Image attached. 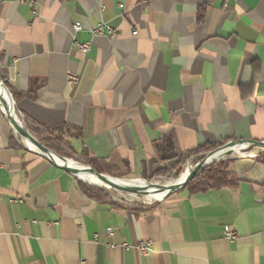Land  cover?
I'll return each mask as SVG.
<instances>
[{
  "label": "crops",
  "instance_id": "crops-1",
  "mask_svg": "<svg viewBox=\"0 0 264 264\" xmlns=\"http://www.w3.org/2000/svg\"><path fill=\"white\" fill-rule=\"evenodd\" d=\"M0 81L51 154L137 183L177 177L210 154L181 166L198 148L264 143V0H0ZM37 151L0 111V264H264L257 158L215 162L234 186L132 206L89 197Z\"/></svg>",
  "mask_w": 264,
  "mask_h": 264
},
{
  "label": "bare ground",
  "instance_id": "bare-ground-1",
  "mask_svg": "<svg viewBox=\"0 0 264 264\" xmlns=\"http://www.w3.org/2000/svg\"><path fill=\"white\" fill-rule=\"evenodd\" d=\"M13 104H14L13 99L11 98L9 92L4 87V85L0 84V111L12 119L18 131L22 133L26 143L31 148L41 151L42 153L50 156L58 164L68 167L72 172H74L78 176L79 179H81L83 182L90 184L92 186L104 187L107 189H114V190L123 191V192H129L130 193L129 196L133 198L142 196L146 202L153 203V202L161 201L165 197V195H167L170 191L178 188L191 172V168H188L187 171L181 177L177 179H172L170 181H166L163 183H154L151 185L146 183L145 181L144 182L147 185H143V184H140L134 181H129V180H121V179H116V178L111 179L108 177H98L93 171L87 169L85 166L79 163H76L75 161L59 158L51 153L45 152L44 150L40 149L38 145L36 144V142L30 136L24 134L21 131L22 127L17 119ZM246 147H247V144H241V145H235V146L228 147L226 149H223L221 151H218L208 156L206 160L203 162V164L209 165L212 162L223 159L224 157L228 155H242ZM137 181H143V180H137Z\"/></svg>",
  "mask_w": 264,
  "mask_h": 264
},
{
  "label": "trees",
  "instance_id": "trees-1",
  "mask_svg": "<svg viewBox=\"0 0 264 264\" xmlns=\"http://www.w3.org/2000/svg\"><path fill=\"white\" fill-rule=\"evenodd\" d=\"M224 145L225 144H218L215 146L198 148L197 150L189 153L186 157L181 159L180 165L181 166L184 165L186 161L191 157H195L205 153H213L221 149ZM69 158L74 159L73 155H69ZM257 160L262 164H264V151L258 154ZM229 164L230 162L228 161H222L210 165L209 167L205 168L198 176H196L194 179L189 181L185 186V188L189 189L192 192H203L212 188H220L222 186L236 185L237 180L235 175H233V173L229 171ZM84 165L91 166V168L94 169L98 174L105 175V170L103 168H100V166L95 165L92 161L91 162L85 161ZM180 174L181 171L177 173V177L180 176ZM109 176L110 177L112 176L114 178H120L112 174H109ZM157 176L169 178V174L166 172L158 173ZM84 192L86 193V195L94 199L109 200L103 189H97L85 185Z\"/></svg>",
  "mask_w": 264,
  "mask_h": 264
},
{
  "label": "rangeland",
  "instance_id": "rangeland-1",
  "mask_svg": "<svg viewBox=\"0 0 264 264\" xmlns=\"http://www.w3.org/2000/svg\"><path fill=\"white\" fill-rule=\"evenodd\" d=\"M14 105V104H13ZM15 109V107H14ZM264 150L260 149L259 147L257 146H250L246 151H243V154L242 155H249L251 157H254V156H258L259 153L263 152ZM202 159L198 160V161H194V163H192L189 168L191 169H195L196 165L201 161ZM212 165V164H211ZM86 167H90L88 165H84ZM91 168V167H90ZM187 166L184 168L183 172L181 173L180 176L178 177H169V178H165V179H155V180H145L146 183L148 184H154V183H163V182H166V181H170L172 179H177L179 177H181L186 171H187ZM106 175V174H105ZM108 176V175H106ZM112 177V176H111ZM114 178V177H112ZM117 179H121V180H135V179H122V178H117ZM145 182H142L140 184H143V185H147ZM91 187H94V186H91ZM94 188H97V189H103L105 191V194L107 196V198L111 201H116L118 203H125L127 205H144V204H148L149 202H146L142 196H138L136 198H133L130 195L129 192H123V191H117V190H114V189H107V188H104V187H94ZM117 191V192H116ZM117 198V199H116ZM141 199V200H140Z\"/></svg>",
  "mask_w": 264,
  "mask_h": 264
},
{
  "label": "built area",
  "instance_id": "built-area-1",
  "mask_svg": "<svg viewBox=\"0 0 264 264\" xmlns=\"http://www.w3.org/2000/svg\"><path fill=\"white\" fill-rule=\"evenodd\" d=\"M24 2V0H23ZM74 31L75 32H80L82 30V25L81 23H75L74 26ZM92 34L93 35H108L110 37H114L117 35V31L107 25L104 24H100L98 26H96L95 28L92 29ZM133 35H137V32H133ZM75 45L77 47V49L79 51H81L82 53H88L90 48H91V44L90 43H80V42H75ZM69 83L70 84H77L79 82V78L74 75V74H70L69 75ZM250 146L248 145V147H246V149H244V151H246ZM254 158H257V156H254ZM227 239L232 241L236 238V233L231 231L230 229H227ZM109 234H112V231L109 230ZM153 247V244L151 242H146V243H141L139 245V251L143 254V255H147L149 253V251H151Z\"/></svg>",
  "mask_w": 264,
  "mask_h": 264
},
{
  "label": "water",
  "instance_id": "water-1",
  "mask_svg": "<svg viewBox=\"0 0 264 264\" xmlns=\"http://www.w3.org/2000/svg\"><path fill=\"white\" fill-rule=\"evenodd\" d=\"M0 84H2L3 85V82L2 81H0ZM5 87V86H4ZM11 119V118H10ZM11 121H12V119H11ZM24 134H26V135H28V136H30L25 130H24V128L22 127V130H21ZM22 134V133H21ZM32 138V137H31ZM33 139V138H32ZM34 140V139H33ZM35 141V140H34ZM36 142V141H35ZM36 144L38 145V147L40 148V149H42V150H44L45 152H48V153H50L46 148H44L43 146H41L38 142H36ZM241 144H247V147H248V145L249 146H257V147H259L260 149H262V150H264V143H258V142H248V143H241V142H239V143H234V142H231V143H228L227 145H225V147L223 148V149H226V148H228V147H231V146H235V145H241ZM223 149H220V150H218V151H221V150H223ZM246 149V148H245ZM218 151H216V152H218ZM216 152H213V153H210L208 156H210V155H212V154H214V153H216ZM207 156V157H208ZM207 157H204L197 165H196V167H195V169L193 170V169H191V172H190V174L188 175V177L183 181V183L178 187V188H176V189H174V190H172V191H170L167 195H165V197L166 196H168V195H170V194H173V193H175V192H177L178 190H180V189H182V188H184L186 185H187V183L189 182V181H191L192 179H194L196 176H198L205 168H207L208 166H210L211 164H213V163H215V162H217V161H214V162H212L211 164H209V165H204L203 164V162L206 160V158ZM86 167V166H85ZM87 169H89V170H91V171H93L98 177H108V178H111V179H115V178H112V177H110V176H106V175H103V174H98L94 169H92V168H90V167H86ZM65 169L66 170H68L69 172H71V173H73L74 175H76L74 172H72L68 167H65ZM77 176V175H76ZM78 177V176H77ZM81 180V179H80ZM82 181V180H81ZM85 183V182H84ZM85 184H87V183H85ZM87 185H89V186H92V185H90V184H87ZM151 185V184H150ZM94 187H97V186H94Z\"/></svg>",
  "mask_w": 264,
  "mask_h": 264
}]
</instances>
